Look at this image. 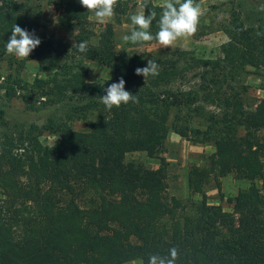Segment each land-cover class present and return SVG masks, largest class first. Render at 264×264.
<instances>
[{
  "label": "trees",
  "instance_id": "1",
  "mask_svg": "<svg viewBox=\"0 0 264 264\" xmlns=\"http://www.w3.org/2000/svg\"><path fill=\"white\" fill-rule=\"evenodd\" d=\"M55 1L60 25L77 31V42L87 41L88 50L71 45L52 74L30 85L42 90L43 105L73 104V115L55 126L53 143L44 144L34 127L0 136V264H148L151 255L168 256L173 247L176 264H264V100L252 99L245 82L253 68L264 90V30L237 15L226 25L229 40L218 57L190 50L131 54L119 51L110 24L100 43L92 42V12L79 0ZM147 3L145 14L156 12L149 29L155 35L162 5ZM127 4L117 0L115 12ZM39 9L34 0L0 4V51L14 24L36 28ZM56 48L45 39L29 57L46 70L57 64ZM85 58L114 69L115 78L89 81ZM150 59L159 74L145 82L135 69ZM121 77L138 102L108 110L101 96ZM20 81L16 88L28 91ZM76 119L88 120L89 129H74L70 121ZM170 128L215 147L188 171L189 192L200 194L199 201L169 197L163 169L126 161L134 151L158 156ZM231 173L250 185L225 210L209 203L206 188L214 182L220 189Z\"/></svg>",
  "mask_w": 264,
  "mask_h": 264
},
{
  "label": "rangeland",
  "instance_id": "2",
  "mask_svg": "<svg viewBox=\"0 0 264 264\" xmlns=\"http://www.w3.org/2000/svg\"><path fill=\"white\" fill-rule=\"evenodd\" d=\"M12 1L25 0H0V4ZM40 4L38 24L33 31L41 41L51 39L56 45V50L51 52L57 59L56 66L48 63L46 70L40 69V64L35 58L25 59L9 55L6 51H0V136L8 131L16 133L24 132L31 127L38 134L44 144H51L58 138L55 131L64 119L73 115L71 102L57 103L55 105H43L42 90H36L30 85L36 78H46L57 68V65L65 61L64 51L78 41L77 31L63 28L59 23L61 7L53 0H34ZM142 0H128L123 13L114 11V15L104 23H99L92 13L89 17V27L93 31L92 42L99 44L100 33L107 24H110L116 45L119 51L131 54L147 55L153 52L173 50H190L199 57L215 58L221 55V45L229 40L226 25L232 23L237 15L247 26H255L264 30V0H200L195 3L200 5L203 15L199 19L198 30L191 37L178 38L172 47L164 48L155 41L145 42L142 45L125 41V35H131L136 27L132 25L130 16L139 11ZM156 5H163L165 0H146ZM87 68V78L91 82L105 84L115 78L114 69L97 60L83 59ZM250 73L246 77V83L250 85V96L255 101L264 100V90L261 89L262 78L256 74L255 69L249 68ZM20 85H27V89L16 88L15 81ZM26 82V83H25ZM16 88V93L12 92ZM9 89V92L7 91ZM91 115V114H90ZM94 116H90L89 120ZM54 120L52 126L50 120ZM172 121V119H171ZM170 121V122H171ZM71 126L77 130H88V120L76 119L70 121ZM195 126L198 122L194 123ZM9 128V129H8ZM215 151L212 144L194 142L191 134L186 132L179 134L170 128L162 151L156 157H150L146 152L134 151L126 155L129 165L143 164L151 171L163 169L167 175L168 189L166 195L176 196L184 201H199L200 194L191 195L188 189V171L192 165H202L208 156ZM250 185V181L238 177L236 174H228L221 179V188L218 189L214 182L208 184L207 197L209 203L221 205L225 210L233 207L231 198ZM1 195V188H0ZM188 208L187 212H190ZM123 264H142L141 259H135Z\"/></svg>",
  "mask_w": 264,
  "mask_h": 264
},
{
  "label": "clouds",
  "instance_id": "3",
  "mask_svg": "<svg viewBox=\"0 0 264 264\" xmlns=\"http://www.w3.org/2000/svg\"><path fill=\"white\" fill-rule=\"evenodd\" d=\"M79 3L94 14L99 23H104L114 15L117 0H79ZM149 6L146 0H142L139 11L130 16L132 25L136 26L131 35H125L123 39L133 44L142 45L145 42L155 41L158 45L167 48L172 47L174 42L180 37H191L198 30L199 19L203 15L200 5L195 0H165L162 5L161 15L157 20L159 30L153 35L149 29L156 19V12L150 11L145 14V9ZM41 43L39 37L34 32H29L14 24L11 29V36L6 44V51L9 55L25 59ZM78 52L86 53L88 42L80 41L73 44ZM137 76H143L145 82L149 76L159 74V64L150 59L143 68L135 69ZM105 95L101 96V102L106 109L119 108L122 104L138 102L136 95L125 90V80L121 77L118 82L110 84L105 89ZM178 250L173 247L169 249L168 256L151 255L148 264H176Z\"/></svg>",
  "mask_w": 264,
  "mask_h": 264
}]
</instances>
